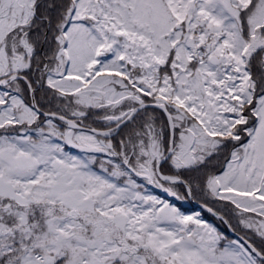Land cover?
Segmentation results:
<instances>
[{
    "label": "snow or ice",
    "instance_id": "1",
    "mask_svg": "<svg viewBox=\"0 0 264 264\" xmlns=\"http://www.w3.org/2000/svg\"><path fill=\"white\" fill-rule=\"evenodd\" d=\"M0 264H264V0H0Z\"/></svg>",
    "mask_w": 264,
    "mask_h": 264
}]
</instances>
